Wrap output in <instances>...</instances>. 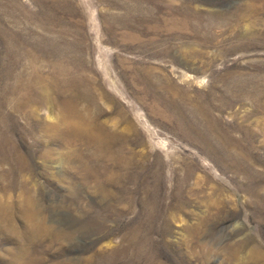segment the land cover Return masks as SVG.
Returning <instances> with one entry per match:
<instances>
[{
  "label": "rangeland",
  "instance_id": "rangeland-1",
  "mask_svg": "<svg viewBox=\"0 0 264 264\" xmlns=\"http://www.w3.org/2000/svg\"><path fill=\"white\" fill-rule=\"evenodd\" d=\"M0 264H264V0H0Z\"/></svg>",
  "mask_w": 264,
  "mask_h": 264
},
{
  "label": "bare ground",
  "instance_id": "bare-ground-1",
  "mask_svg": "<svg viewBox=\"0 0 264 264\" xmlns=\"http://www.w3.org/2000/svg\"><path fill=\"white\" fill-rule=\"evenodd\" d=\"M34 100V99H33ZM19 105V104H18ZM20 106V105H19ZM29 114V113H28ZM56 131V130H55ZM29 205L32 206V204L29 203ZM32 209V208H31ZM27 213H29V215H31V210H26ZM249 254L251 255V257L255 260V261H258L260 256H261V253L260 251H258L257 249L253 248L249 251Z\"/></svg>",
  "mask_w": 264,
  "mask_h": 264
}]
</instances>
